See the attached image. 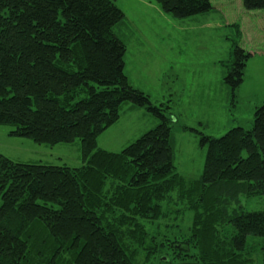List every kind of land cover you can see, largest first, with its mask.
Here are the masks:
<instances>
[{
	"label": "trees",
	"instance_id": "trees-1",
	"mask_svg": "<svg viewBox=\"0 0 264 264\" xmlns=\"http://www.w3.org/2000/svg\"><path fill=\"white\" fill-rule=\"evenodd\" d=\"M154 1L176 19L214 9V0ZM241 2L264 12V0ZM125 21L113 0H0V126L37 144L79 140L83 160L70 168L0 154V264H253L259 249L264 264V211L228 212L240 194L264 196V105L252 129L201 138L204 170L186 204L192 225L153 229L184 183L170 109L129 84L115 34ZM233 54L225 83L234 98L252 55L236 44ZM127 104L160 124L120 153L99 149ZM213 192L229 196L224 207Z\"/></svg>",
	"mask_w": 264,
	"mask_h": 264
},
{
	"label": "rangeland",
	"instance_id": "rangeland-1",
	"mask_svg": "<svg viewBox=\"0 0 264 264\" xmlns=\"http://www.w3.org/2000/svg\"><path fill=\"white\" fill-rule=\"evenodd\" d=\"M113 1L126 18L115 34L127 47L129 84L149 96L154 107L170 109L167 115L174 137V165L184 183L183 190L166 199V217L155 222L153 229L159 223L173 222L184 229L192 225L194 216L187 210L188 192L205 165L201 138L219 139L238 127L252 129L255 111L264 105V12H246L241 0H214L211 12L176 19L154 0ZM234 44L252 57L244 83L233 98L225 79L232 66ZM159 124L147 110L124 105L119 121L98 137L97 146L120 153ZM15 130L11 125L0 126V154L12 162L82 167L81 141L37 144L12 136ZM226 196L209 193L211 201L219 199L223 207ZM239 207L246 212L264 211V196L240 194L238 206L228 205L229 214ZM251 260L262 264L261 249ZM139 262H143L142 256Z\"/></svg>",
	"mask_w": 264,
	"mask_h": 264
},
{
	"label": "crops",
	"instance_id": "crops-1",
	"mask_svg": "<svg viewBox=\"0 0 264 264\" xmlns=\"http://www.w3.org/2000/svg\"><path fill=\"white\" fill-rule=\"evenodd\" d=\"M250 60H251V59H250ZM250 60H249V62H250ZM249 62H248V63H249ZM246 69H247V67H246ZM246 69H245V71H246ZM128 77H129V76H128Z\"/></svg>",
	"mask_w": 264,
	"mask_h": 264
}]
</instances>
